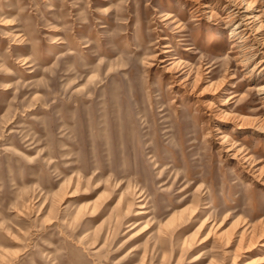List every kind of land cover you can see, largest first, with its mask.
<instances>
[{
	"label": "rangeland",
	"instance_id": "374dc122",
	"mask_svg": "<svg viewBox=\"0 0 264 264\" xmlns=\"http://www.w3.org/2000/svg\"><path fill=\"white\" fill-rule=\"evenodd\" d=\"M0 264H264V0H0Z\"/></svg>",
	"mask_w": 264,
	"mask_h": 264
},
{
	"label": "bare ground",
	"instance_id": "6f19581e",
	"mask_svg": "<svg viewBox=\"0 0 264 264\" xmlns=\"http://www.w3.org/2000/svg\"><path fill=\"white\" fill-rule=\"evenodd\" d=\"M249 3H250V1H249L248 3H246V4L249 5ZM216 5H217V4H216ZM203 6H204V7H209L210 9H213V6H212L210 3H208V2H205V3L203 4ZM245 7H246V6H245ZM234 29H235V28H234ZM234 29H233V30H234ZM233 32H234V31H233ZM139 193H140L141 195L143 194L142 189H139ZM221 211H222V208L219 209V213H220ZM216 218H217V215H216V217L213 218V220L215 221ZM209 222H210L209 219H208V220H204V221H202L201 224H199V226L197 227L196 232H197V233H201V232H203V230H205V229L207 228ZM214 223H215V222H214ZM214 223H213V225H214ZM210 229H211V228L208 229V231L206 232V234H205L203 237H200V239H199V243L204 244V243L208 240V238L210 237V235H209ZM144 230H145V229H144Z\"/></svg>",
	"mask_w": 264,
	"mask_h": 264
}]
</instances>
